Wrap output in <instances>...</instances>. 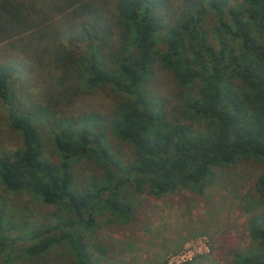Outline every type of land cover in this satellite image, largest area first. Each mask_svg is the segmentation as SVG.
<instances>
[{
	"label": "trees",
	"instance_id": "16d2710c",
	"mask_svg": "<svg viewBox=\"0 0 264 264\" xmlns=\"http://www.w3.org/2000/svg\"><path fill=\"white\" fill-rule=\"evenodd\" d=\"M209 15L215 45L204 29ZM0 47L11 53L0 63V103L22 140L0 155V185L55 209L50 225L21 239L7 235L12 224L0 208V264L19 241L31 260L64 247L71 264H96L90 249L99 219L108 211L105 223L124 225L133 213L123 190L202 195L213 169L264 163V0H182L176 8L170 0H0ZM157 60L179 89L168 111L148 88ZM24 83L70 102L102 89L126 99L108 116L56 118L48 97L45 106L24 104ZM43 116L52 121L57 162L44 156ZM107 132L133 149L129 162L114 159ZM83 160L103 163L104 172L78 186L72 168ZM256 192L264 199V172ZM247 231L254 247L234 264H264V209L250 215Z\"/></svg>",
	"mask_w": 264,
	"mask_h": 264
},
{
	"label": "rangeland",
	"instance_id": "374dc122",
	"mask_svg": "<svg viewBox=\"0 0 264 264\" xmlns=\"http://www.w3.org/2000/svg\"><path fill=\"white\" fill-rule=\"evenodd\" d=\"M181 2L182 0H170V5L176 8ZM63 24L61 22L59 27L62 28ZM204 29L209 32L210 41L215 45L216 37L212 34L215 29L214 15L206 18ZM3 47H0V63L2 60H9L11 56ZM29 85H22L24 96L21 100L24 104L45 106L43 97L45 100L48 97L53 100L50 110L55 112L56 118H77L88 113L108 116L126 99L124 95L113 90L102 89L70 102L65 96H57L55 89L48 91L40 85ZM46 85L49 83L46 82ZM148 88L151 96L163 102L166 111L177 106L179 89L174 75L162 66L160 60L156 62L155 73L148 83ZM42 119L38 129L44 156L52 162H57V154L51 144L52 121H48L44 116ZM194 128L204 129V125L196 124ZM104 141L114 159L127 163L134 157L133 149L110 133H105ZM20 147V134L8 125L5 108L0 103V155ZM103 167V163L99 164L94 160L78 162L72 168L74 183L87 186L90 179L102 177ZM213 172L214 180L202 195L178 190L156 198L146 194L136 195L130 188L123 190L120 200L130 202L133 213L129 222L124 225L118 224L117 221L105 223L111 219V213L108 211L99 219L102 227L93 234L91 239L94 244L90 249L96 264H169L170 260L184 252L186 247L198 242L204 244L203 250L206 252L194 256L190 253V260L180 264H234L235 255L254 247L248 236L247 222L253 212L264 209V199L256 192V182L264 172V163L248 160L229 167L215 168ZM0 208L6 214V222L12 224L7 235L21 239L29 236L31 231L44 230L52 223L55 212L54 207L44 204L31 193H12L1 185ZM97 244L106 249L105 254L102 247H95ZM24 245L26 242L19 241L14 246L8 264L72 262L64 247H54L39 259L25 258L20 255V248Z\"/></svg>",
	"mask_w": 264,
	"mask_h": 264
},
{
	"label": "built area",
	"instance_id": "2783aa9c",
	"mask_svg": "<svg viewBox=\"0 0 264 264\" xmlns=\"http://www.w3.org/2000/svg\"><path fill=\"white\" fill-rule=\"evenodd\" d=\"M203 247H204V244L201 245L200 242L193 244L191 246H188V247H186L184 252H182L179 255H176L173 259H171L169 264H180L181 262H185L187 260H190V256H189L190 253H192L193 256L194 255H201L202 253L206 252V250H203L204 249Z\"/></svg>",
	"mask_w": 264,
	"mask_h": 264
}]
</instances>
